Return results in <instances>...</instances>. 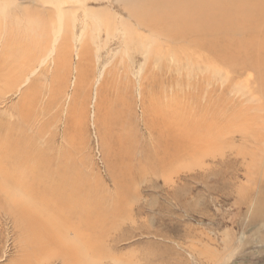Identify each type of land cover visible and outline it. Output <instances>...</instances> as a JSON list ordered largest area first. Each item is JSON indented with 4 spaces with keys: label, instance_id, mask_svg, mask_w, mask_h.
Segmentation results:
<instances>
[{
    "label": "bare ground",
    "instance_id": "6f19581e",
    "mask_svg": "<svg viewBox=\"0 0 264 264\" xmlns=\"http://www.w3.org/2000/svg\"><path fill=\"white\" fill-rule=\"evenodd\" d=\"M58 1L51 4L55 8L43 6L42 3L49 2L42 1L31 6L15 4L0 8L3 16L16 8L17 21L31 25V29L16 40L7 32V26L0 25V105L5 106L0 110V253L2 246L13 240L12 245L18 254L10 264H48L52 261L86 264L85 256L88 257L93 250L91 240L95 233H100L97 230L100 224L106 225L108 215L123 207L116 201L119 198L113 197V192L105 193V188H99L97 180L90 183L96 187L93 198L92 187L88 185L90 177L79 174L77 166L70 165L72 161L68 164L65 154L62 155L63 147L60 150L63 160L59 155H54L56 160L48 159L55 140L53 137L46 139L43 126L50 121H43L44 115L40 120L32 118L36 105L42 107L46 103L42 108L47 103L56 105L51 98L57 91L62 93V86L69 87L74 71L79 73L76 81L80 82L82 62H86L89 71L93 70L92 55L105 71L117 54L131 50L128 61L135 70L136 83L132 89L129 83L134 81L130 79L131 73L126 71L124 77L129 80L124 86L125 94H117L109 104V114L117 118L114 133L118 144L111 143V148L123 154L119 161L125 167H141L138 161L146 157V164L151 169L162 166L166 168H160L163 172L171 171L164 177L167 178L165 184L175 177L174 184L185 180L187 171H194L188 167L189 161H199V157L205 161L206 157H211L212 163L206 165L203 161L197 167L199 171L204 170L203 180L214 176L220 182L222 174L227 173L223 172L224 169L234 172V156L243 159L264 156V0H118L117 13L107 7L89 10L86 6L88 0L86 3L81 1L82 6L78 8L71 4L65 10L64 4L74 0ZM77 1L75 4L81 5ZM80 8H83L81 17L76 10ZM78 19L82 25L81 33ZM90 19L98 22V29L95 35H91L95 38L88 40L85 34H89ZM3 21L8 19L4 17ZM54 23L60 25L57 31H54ZM144 31L148 32L146 39L142 38ZM150 39L159 44L153 50ZM94 44L98 45L96 51ZM129 45L133 48L129 49ZM162 48L174 49L170 55L176 57L178 65L168 63L169 55ZM73 54L77 57L75 64ZM137 55L142 57V64L136 70L140 61L135 59ZM176 60L172 57L173 63ZM216 63L224 64L223 67L229 65L234 74L247 69L256 72L255 85L259 82L260 87L255 91L261 94V99L255 97L251 88L248 94L240 93L242 97L236 95L237 84L233 88L230 83L224 86L211 83L209 74ZM115 66L118 67L116 63ZM145 68L149 69L144 81L140 71ZM49 69L53 72L50 73L51 88L47 93L36 86L40 85L41 79L47 78ZM107 72L114 74L117 71L110 69ZM146 80L150 85L147 88ZM43 87L48 86L44 84ZM131 91L135 98L128 100L125 95ZM44 92L49 95L46 102ZM232 93L234 97L230 98ZM9 96H16V100L5 105ZM100 107L101 113L102 106L98 111ZM138 107L143 109L140 119L142 134L148 137L142 136L139 129L137 132L132 121L123 118V111L139 118L135 113ZM235 116L246 123L243 131L235 125L243 132L239 136V146L235 145V137L234 140L227 137H233L234 131L228 133L221 129L222 122V128L231 122L234 126ZM72 119L70 121L79 122L74 117ZM38 127L41 131L43 129L42 133L37 132ZM229 141L231 144L235 141L234 147L226 148L230 150L229 155L224 153L217 158L220 146L216 148L215 145H229ZM204 147L207 148L203 150ZM224 166L227 168L222 170ZM247 173L250 180H253L252 176H264V161L248 164ZM199 174L201 172L195 175ZM168 175L171 176L169 182ZM120 190L126 192L124 186H120ZM179 195L181 193L174 194ZM261 201L264 204V196ZM113 227L120 230L122 226ZM108 233L105 232L104 236ZM82 239L83 244L80 243ZM6 254L5 250L4 257ZM46 259L49 261L45 262ZM87 264H93V260Z\"/></svg>",
    "mask_w": 264,
    "mask_h": 264
},
{
    "label": "rangeland",
    "instance_id": "374dc122",
    "mask_svg": "<svg viewBox=\"0 0 264 264\" xmlns=\"http://www.w3.org/2000/svg\"><path fill=\"white\" fill-rule=\"evenodd\" d=\"M38 1L49 2L42 3V5L51 8L53 2L57 0H0V8L2 9L10 5L14 6L15 4L23 7L31 6ZM65 1L69 2L72 0ZM81 1L82 3L89 1V4L86 5L89 10L107 7L112 12L115 11L117 13V9L119 8L118 0H79L80 3ZM58 2L63 3L64 0H59ZM75 3H78V1L74 0V2L68 3V5L64 4L65 10H68L67 7L72 5L76 8L82 6V3L81 5H76ZM52 8L55 7L52 6ZM76 10L81 17L83 8ZM17 13L16 8L8 12V14H6L7 16H3V13H0V25L7 26V32L12 34L11 37L13 40L19 37L22 38L23 35L31 29V25H29L28 22L17 21L19 19ZM4 17L8 19L7 22L3 21ZM90 20L91 25H89L88 29L89 34H85L88 40H90L91 37L95 38V36L91 35H95L98 29L96 28L98 22H96L95 19ZM77 24L78 27L80 26L79 33H81L82 25L80 20ZM54 25V31H57L60 25L58 23H54ZM128 29L129 27L127 30ZM131 30L132 29H130V32ZM62 31H65V29L63 28ZM142 35L143 39L148 38V32L144 31ZM105 40L104 38L102 41L103 44ZM146 43L148 44L149 42L147 41ZM150 43L153 45L151 50L159 45L152 40ZM96 44H98V42H96ZM93 46L94 51H96L95 48H98V45L94 44ZM129 46V49L133 48V45ZM11 47L13 48L12 45ZM113 48L114 46L111 49ZM163 50L167 51L169 55V57H167L168 63L171 66L178 65L176 57L170 55L174 49ZM117 51L120 50L118 49ZM130 51L131 50H127V52L123 51L117 54L116 61L113 60L108 65L106 70L110 71V69H115L117 72H113L114 74H109L106 70H101L103 66H98L95 55L90 56L91 62L93 63L92 71H89L90 68L87 67L86 62H82L81 80L79 78L80 82L78 83L76 81L79 73L74 71L72 79L68 82L70 84L69 87L66 85L62 86L61 88L64 92L62 91L60 94V91H57L53 95V98H51L55 100L56 105L47 103L45 106L47 109L50 108V111L42 108L46 104L44 103L42 107L36 105L34 108L36 111L32 112L33 119L37 118L36 120H40L44 115L43 121H50L43 126V129L46 128L44 132V134L46 133V139L53 137L55 140L50 154H48V159L56 160L57 158L55 159L54 155L60 156V150L63 147L62 155L65 154L64 156H66L68 164L69 161H72L70 165L74 168L77 166L79 174H85L90 177L91 180L88 182V185L92 187L93 198H95L96 195L94 189L96 187L91 186L90 183L93 184V182L97 180L99 188H105V190H103L105 193L113 192V197L119 198L116 199V201L121 202L120 204L123 205L119 212L115 210L116 212L112 211L108 215L106 225L100 224L101 227L98 226L100 229L97 230H100V233H95L91 240L93 250L88 253V257L85 256V259H87L86 264L92 260L93 264H264V204L261 203L262 197L264 196V176L262 174L259 176H252L251 174L253 180H250L247 175L248 164L251 162L260 164L264 161L263 155H254L253 159L252 157L243 159L242 157L234 156V172L227 171L228 168L225 166L222 167V170L227 168L223 170V172L226 171L227 173L224 172L222 174L223 180H220V182L216 181L215 177L210 174L209 176H212L211 179H202L204 170L202 169L199 171V167L197 166L204 162V164L208 165L212 163V159L211 157H206L204 161V159L199 157V161L198 159L191 160L192 163L189 161L190 164H188V167L194 171L191 172V170L188 169L190 171H187L185 180H180L178 183H174L175 185L173 184L175 177L168 183L169 185L167 183L165 184L167 178L164 177H167V172L171 171H166V173L165 171L163 172L166 168H162V166L151 169L146 164V157H142L141 161L137 160L141 162L143 167L142 165L141 167L137 165L125 167L123 163L119 161L120 156L123 154L111 148V143L118 144L115 135L117 118L109 114V104H112L117 94H125L124 86L128 83L126 80H129L124 77L126 71L131 73L130 79H132V82L134 81L133 84L129 83L132 85V89L133 85L136 83L133 76L135 70L131 69V65H129L128 61L131 59V56H129ZM73 55V64H75L77 62V57L75 58V54ZM133 57L134 56H132V59ZM172 57L176 60L174 63ZM135 59L140 60L135 68L137 70L142 64V57L137 55ZM115 63L118 67L115 66ZM223 65L224 64L216 63L215 66L211 68V73L209 74L212 76L211 83L214 82L222 86L229 85L230 83L233 88L237 84V88L235 87L237 96L248 94L251 88L256 94L255 97L261 99V94L259 93L260 95H258L257 91H255L258 86L260 87L259 82L258 85H255L257 77L256 72L254 73L252 70L247 69L240 71L238 74H234L232 68L228 67L229 65L225 64L224 67ZM129 67L131 70H128ZM147 69L149 68L140 71L143 74H141V80L145 81ZM49 70L50 72H46L47 78L41 79L40 85L36 86L39 90H44L47 93L51 88L49 80L52 70ZM42 82L44 83L41 86ZM44 84L48 87L44 88ZM166 85L170 86L171 83H166ZM149 86L146 80V88ZM184 91H186V89ZM46 92L43 94L45 102L47 98H49ZM65 93L66 95L64 96ZM240 93L242 95H240ZM125 97L128 100H131V97L135 98L133 91L128 92V95H125ZM229 97H234L233 93L230 94ZM9 98L10 99L5 105H9L10 102L16 100V96H9ZM99 106H102L101 113V107L98 111ZM4 108V104L0 105V110ZM137 109L138 111L135 113L139 118H135L131 115L129 116V114L127 115L126 111H123L122 115L123 118L129 122L134 121L133 123L131 122V124H134L136 131L138 132L139 129L142 134L144 133L142 130L143 123L140 119L143 115V109L140 107ZM45 111L53 116L51 117V115ZM112 111L115 113L114 109ZM39 113L43 114L41 115ZM71 115L72 118L74 117L79 122L70 121L72 119L69 118ZM239 118V116L234 117V126L233 122H231V124L223 126L222 128L223 122L221 123V129L224 130V132L229 133V130L234 131V133H232L233 135L235 134L233 137L228 134L227 137L232 140H234L235 137V145L238 146L241 139L239 136H241V132L245 130L244 125L246 124L240 122ZM119 119L121 123L122 120L121 118ZM209 120L210 119L207 120V124L210 125L211 120ZM108 123L109 125H107ZM235 125L240 127L242 131L240 132ZM204 126L203 123V127ZM231 127L233 129H231ZM39 131L42 133L38 127L37 132ZM142 136L148 137L146 134H142ZM235 141H233L232 144L229 141L230 143L229 145L227 144L228 146L226 144L215 145L218 146L216 148L220 146L219 151L217 153L214 152L217 155L216 157L220 158L224 153L225 155H229L230 150L226 148L230 146L234 147ZM108 144H110V146ZM221 146L224 147L221 148ZM206 148L207 147H204L202 149L205 150ZM140 153L142 152L140 151ZM64 156H60V159L63 160ZM62 160L60 161L62 162ZM158 169H160L162 173ZM196 172L197 174L201 172V174L195 175ZM156 176H158V178ZM170 177L168 175L167 182H169ZM111 180H113L112 183ZM120 186H124L126 192L121 191ZM180 189H182L181 192ZM175 193H181V196L179 195L180 197H176L174 196ZM100 200L103 201V199ZM95 201L97 202V200ZM118 214H120V217L117 218ZM114 217L117 219H113ZM111 223L116 226L119 224V226L122 227L120 230L118 228L114 229ZM105 232H109L108 235L106 234L104 236ZM112 236L116 237L115 242ZM12 243L13 240H10L8 244L1 245L3 250L0 253V258H2L0 259V264H10L13 259H16L13 257L18 253H16L17 249L13 247ZM80 243L83 244L85 241L82 239ZM5 250L7 254L4 257ZM47 261H49V259H46L45 262ZM48 264H62V262L52 261L48 262Z\"/></svg>",
    "mask_w": 264,
    "mask_h": 264
}]
</instances>
